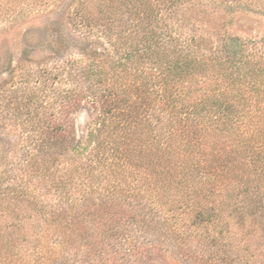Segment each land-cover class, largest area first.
<instances>
[{
	"label": "trees",
	"instance_id": "16d2710c",
	"mask_svg": "<svg viewBox=\"0 0 264 264\" xmlns=\"http://www.w3.org/2000/svg\"><path fill=\"white\" fill-rule=\"evenodd\" d=\"M58 1L0 0V20ZM201 1L264 17V0H74L79 59L38 72L27 154L0 174V264H264V34L213 37L184 19Z\"/></svg>",
	"mask_w": 264,
	"mask_h": 264
},
{
	"label": "rangeland",
	"instance_id": "374dc122",
	"mask_svg": "<svg viewBox=\"0 0 264 264\" xmlns=\"http://www.w3.org/2000/svg\"><path fill=\"white\" fill-rule=\"evenodd\" d=\"M73 5L74 0H60L37 11L29 8L13 18L0 20V174L17 165L21 155L28 151L26 139L32 135L34 124L30 108L37 100L32 87L39 85L38 72L69 56L79 59L78 46L84 38L79 35L81 41H75L78 35L68 32L65 25V18ZM184 13L185 20H197L195 23L213 37L226 31L232 36L257 40L264 34V17L259 14H227L206 1L193 3ZM57 30L68 34V46L60 48ZM37 96L48 101L42 91ZM24 103L29 109L24 110ZM74 121L77 137L83 138L91 121L89 111L81 110L74 116ZM5 177L0 175V187L6 184ZM35 185L28 181L24 187L32 191L37 188ZM36 190L44 193L39 188Z\"/></svg>",
	"mask_w": 264,
	"mask_h": 264
}]
</instances>
